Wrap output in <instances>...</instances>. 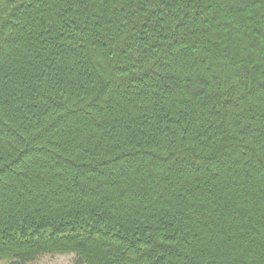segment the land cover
Wrapping results in <instances>:
<instances>
[{
  "label": "trees",
  "instance_id": "16d2710c",
  "mask_svg": "<svg viewBox=\"0 0 264 264\" xmlns=\"http://www.w3.org/2000/svg\"><path fill=\"white\" fill-rule=\"evenodd\" d=\"M264 264V0H0V261Z\"/></svg>",
  "mask_w": 264,
  "mask_h": 264
},
{
  "label": "rangeland",
  "instance_id": "374dc122",
  "mask_svg": "<svg viewBox=\"0 0 264 264\" xmlns=\"http://www.w3.org/2000/svg\"><path fill=\"white\" fill-rule=\"evenodd\" d=\"M76 256L72 254H45L40 256L33 264H72ZM0 264L5 262L0 261Z\"/></svg>",
  "mask_w": 264,
  "mask_h": 264
}]
</instances>
